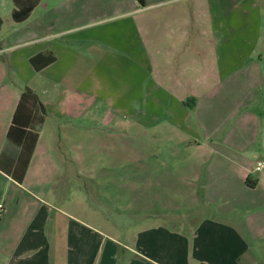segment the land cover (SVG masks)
I'll use <instances>...</instances> for the list:
<instances>
[{"label": "crops", "instance_id": "0c3cea01", "mask_svg": "<svg viewBox=\"0 0 264 264\" xmlns=\"http://www.w3.org/2000/svg\"><path fill=\"white\" fill-rule=\"evenodd\" d=\"M8 2L0 54L29 50L0 55V264H264V53L229 85L179 60L134 97L110 77L97 88L95 44L81 55L30 27L43 0L21 23ZM49 53L37 72L31 59ZM25 88L46 118L18 183L7 136Z\"/></svg>", "mask_w": 264, "mask_h": 264}, {"label": "rangeland", "instance_id": "374dc122", "mask_svg": "<svg viewBox=\"0 0 264 264\" xmlns=\"http://www.w3.org/2000/svg\"><path fill=\"white\" fill-rule=\"evenodd\" d=\"M8 1L0 0L4 20L10 17ZM30 23L40 33L64 32L61 39L81 55L91 54L89 46L95 44L91 75L97 88L102 76L110 77L117 82V92L128 83L134 97L141 93V78H153L156 72L169 77L179 60L203 69L201 83L204 76L209 81L222 77L229 85L242 62L251 65L264 53V0H145L144 8L138 0H43ZM8 27L3 33L9 39ZM11 44L16 46L5 47ZM15 46L1 57L20 63L29 49ZM140 68L144 74L137 75ZM20 70L25 77L26 69ZM9 71L17 79L13 69Z\"/></svg>", "mask_w": 264, "mask_h": 264}, {"label": "trees", "instance_id": "16d2710c", "mask_svg": "<svg viewBox=\"0 0 264 264\" xmlns=\"http://www.w3.org/2000/svg\"><path fill=\"white\" fill-rule=\"evenodd\" d=\"M17 5L13 12L16 22L26 21L40 0H14ZM2 21L0 20V28ZM33 68L40 72L56 62L52 54H38L31 59ZM46 118L45 107L39 95L31 88H25L21 94L12 125L9 129L7 140L21 148L16 171L12 174L18 183L23 182L24 175L31 161L40 137V131ZM18 175V176H16ZM16 176V177H15Z\"/></svg>", "mask_w": 264, "mask_h": 264}, {"label": "built area", "instance_id": "2783aa9c", "mask_svg": "<svg viewBox=\"0 0 264 264\" xmlns=\"http://www.w3.org/2000/svg\"><path fill=\"white\" fill-rule=\"evenodd\" d=\"M261 165H259V167H258V169L257 170H260L261 169ZM3 210H4V207H3V205H0V216L2 215V213H3Z\"/></svg>", "mask_w": 264, "mask_h": 264}, {"label": "water", "instance_id": "95a60500", "mask_svg": "<svg viewBox=\"0 0 264 264\" xmlns=\"http://www.w3.org/2000/svg\"><path fill=\"white\" fill-rule=\"evenodd\" d=\"M138 4L144 8L145 7V0H138Z\"/></svg>", "mask_w": 264, "mask_h": 264}]
</instances>
